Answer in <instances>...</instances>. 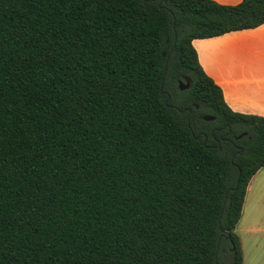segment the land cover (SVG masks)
Masks as SVG:
<instances>
[{
    "label": "trees",
    "instance_id": "16d2710c",
    "mask_svg": "<svg viewBox=\"0 0 264 264\" xmlns=\"http://www.w3.org/2000/svg\"><path fill=\"white\" fill-rule=\"evenodd\" d=\"M262 25L264 0H0V264H243L264 118L192 42Z\"/></svg>",
    "mask_w": 264,
    "mask_h": 264
},
{
    "label": "crops",
    "instance_id": "0c3cea01",
    "mask_svg": "<svg viewBox=\"0 0 264 264\" xmlns=\"http://www.w3.org/2000/svg\"><path fill=\"white\" fill-rule=\"evenodd\" d=\"M235 6L242 0H212ZM198 62L235 113L264 118V25L211 39L194 40ZM243 264H264V168L247 186L235 229Z\"/></svg>",
    "mask_w": 264,
    "mask_h": 264
},
{
    "label": "water",
    "instance_id": "95a60500",
    "mask_svg": "<svg viewBox=\"0 0 264 264\" xmlns=\"http://www.w3.org/2000/svg\"><path fill=\"white\" fill-rule=\"evenodd\" d=\"M191 87V80L188 79V78H185V83L183 82H179V90L180 91H185V90H188L189 88ZM189 113H191V110H189ZM214 117L213 116H210V115H206V116H203L202 117V120L205 121V122H212L214 121ZM244 135H241L238 137V139L242 138Z\"/></svg>",
    "mask_w": 264,
    "mask_h": 264
},
{
    "label": "rangeland",
    "instance_id": "374dc122",
    "mask_svg": "<svg viewBox=\"0 0 264 264\" xmlns=\"http://www.w3.org/2000/svg\"><path fill=\"white\" fill-rule=\"evenodd\" d=\"M227 261H230L229 259L227 260ZM227 261H225V262H223L224 264H228V262Z\"/></svg>",
    "mask_w": 264,
    "mask_h": 264
}]
</instances>
